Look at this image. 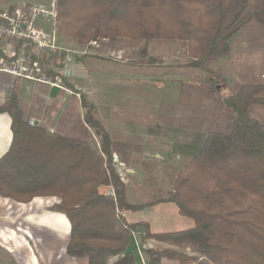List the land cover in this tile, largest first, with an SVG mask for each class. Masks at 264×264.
Instances as JSON below:
<instances>
[{
	"label": "trees",
	"instance_id": "obj_1",
	"mask_svg": "<svg viewBox=\"0 0 264 264\" xmlns=\"http://www.w3.org/2000/svg\"><path fill=\"white\" fill-rule=\"evenodd\" d=\"M252 1L253 9L244 14L250 0H57L58 33L80 46L118 38L176 41L186 45L188 65L199 68L227 55L228 41L249 19L264 24V0ZM209 72L197 83L215 95L219 78ZM263 93L264 83L245 84L218 97L226 112L183 146L189 161L176 174L173 190L146 205L127 201L113 160L118 148L85 98V126L72 134L13 115L12 143L0 159V196L22 204L59 198L47 210L65 215L70 223L65 254L86 264H141L135 232L142 243L168 246H146V264H161L163 258L180 264H264V124L247 110L264 104ZM126 163L120 159L123 167ZM165 202L192 219L193 228L154 234L148 223L126 218Z\"/></svg>",
	"mask_w": 264,
	"mask_h": 264
},
{
	"label": "rangeland",
	"instance_id": "obj_2",
	"mask_svg": "<svg viewBox=\"0 0 264 264\" xmlns=\"http://www.w3.org/2000/svg\"><path fill=\"white\" fill-rule=\"evenodd\" d=\"M24 2L49 5L51 0H0V6L10 7ZM252 9L253 1L250 0L244 14ZM40 22L46 29L51 28L48 22ZM57 41L72 53L78 51L79 56L94 57L83 71L87 83L77 81L70 89H76L86 97L92 108L91 116L109 132L116 146L120 140L121 153L114 154L118 159L116 170L124 176L126 189L137 204L154 202L173 190L176 174L189 161L183 146L194 135L215 126L226 112L218 97L234 94L245 84L264 83V24L255 19H249L230 38L227 55L209 59L199 68L188 65L192 60L187 47L176 41L118 38L97 40L98 46L90 43L80 46L60 33ZM209 71L219 78L215 95L209 86L197 83L206 78ZM170 76L182 82H172ZM79 90H85L87 94ZM81 98L75 97L77 103L67 114L60 133L72 134L84 128L85 109L79 103ZM247 110L250 117L264 124V104L250 105ZM123 144L129 148H124ZM122 158L127 161L126 169L118 165ZM9 200L2 201L18 203ZM59 201L57 197H35L29 205L21 203L17 207L36 210L47 205V209ZM17 207L14 205L13 208ZM49 219H53V226L60 231L58 240L55 237L54 241L43 228L31 227V231H23L29 237L35 260L32 254L27 257V249L15 250L5 237H0V264H81L83 259L65 254L70 230L65 215L45 212L39 220ZM19 220L14 218L12 223L0 221V229H15ZM133 236L140 263L146 264L144 250L150 242L142 243L137 232ZM13 238H16L15 233Z\"/></svg>",
	"mask_w": 264,
	"mask_h": 264
},
{
	"label": "crops",
	"instance_id": "obj_3",
	"mask_svg": "<svg viewBox=\"0 0 264 264\" xmlns=\"http://www.w3.org/2000/svg\"><path fill=\"white\" fill-rule=\"evenodd\" d=\"M21 4L29 3L24 2ZM75 52H77H73V56L76 62L75 75L68 82H66L69 87H72L73 83L81 80H84L85 83H87L83 71L84 68L88 66L87 64L89 60L94 58L89 55L79 56L78 51ZM171 76L170 79L172 80V82H182L180 80H173ZM83 98H85V100L89 102L85 96ZM76 103L77 100L73 95L60 91L57 88H52L46 84L30 82L24 78L16 77L6 72L0 71V159L8 152V149L12 143L13 115L20 116L22 119L27 120L29 124L30 121H33V125H41L47 130L61 132V130H63V123L66 119L67 114L72 111L73 106H75ZM8 104L9 110H4L3 108ZM111 140L115 145L114 139L111 138ZM116 143L118 148L117 150L120 155V140H118ZM126 199L130 204L137 205V203L132 200L128 189H126ZM2 200L4 201L9 199L0 197V221L12 223L11 221H13L14 218H20L15 229H10L9 231H7L6 229H0V237H5V240H7L9 244L11 243L12 247L15 250L22 248L27 249V257L30 258L32 254L36 260V255L33 252L27 239L29 237L23 232L31 231V227L39 229L43 228L47 230L49 234H51V238L54 241H56L55 237L57 240L59 239L60 231L58 228L53 226V219H49L47 221L39 220L40 218H42L45 212L51 213V211L45 209L47 205L42 207V209L37 208L36 210H34V208H27L26 210H20L17 207L18 203L12 204L9 202H3ZM29 204L23 205L27 206ZM14 205L15 207H17L16 209L13 208ZM126 217L129 222L142 221L148 223L150 226V231L154 234L180 232L191 229L194 226V222L192 219L181 215L175 204L167 202L157 203L152 206L145 207L140 211L134 213L129 212L127 213ZM13 233H15L16 238H13ZM18 236H21L22 238H18ZM68 237L66 238V240L68 239ZM149 242L150 246H154L155 244L156 247L159 248L168 247L164 243L155 241ZM7 251L10 252L9 250ZM81 264H86V260L83 259ZM161 264L180 263L174 259L163 258L161 260Z\"/></svg>",
	"mask_w": 264,
	"mask_h": 264
},
{
	"label": "built area",
	"instance_id": "obj_4",
	"mask_svg": "<svg viewBox=\"0 0 264 264\" xmlns=\"http://www.w3.org/2000/svg\"><path fill=\"white\" fill-rule=\"evenodd\" d=\"M56 4L57 0H51L49 5L0 6V71L81 98V93L66 84L75 75L76 62L73 53L57 41ZM41 20L48 22L51 28L46 29ZM90 44L98 46L97 41ZM79 91L87 94L85 90ZM33 124L30 121V125ZM113 160L118 163L116 155ZM121 180L125 181L124 176Z\"/></svg>",
	"mask_w": 264,
	"mask_h": 264
},
{
	"label": "water",
	"instance_id": "obj_5",
	"mask_svg": "<svg viewBox=\"0 0 264 264\" xmlns=\"http://www.w3.org/2000/svg\"><path fill=\"white\" fill-rule=\"evenodd\" d=\"M34 199H35V198H33L29 203H32V202L34 201ZM29 203H28V204H29ZM18 204H20V203H18ZM52 214H55V213H52Z\"/></svg>",
	"mask_w": 264,
	"mask_h": 264
}]
</instances>
